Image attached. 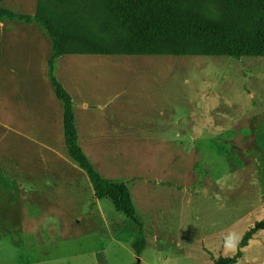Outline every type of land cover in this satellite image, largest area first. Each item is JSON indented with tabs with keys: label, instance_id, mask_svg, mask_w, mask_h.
Wrapping results in <instances>:
<instances>
[{
	"label": "rangeland",
	"instance_id": "rangeland-1",
	"mask_svg": "<svg viewBox=\"0 0 264 264\" xmlns=\"http://www.w3.org/2000/svg\"><path fill=\"white\" fill-rule=\"evenodd\" d=\"M224 0H186L222 15ZM56 0H4L34 15ZM92 30L122 26L82 0ZM52 39L39 23L0 20V264H214L264 221V57L67 54L79 144L103 177L124 183L139 226L98 199L66 151L49 81ZM190 137V140L187 139ZM235 264H264V230ZM139 258V262L137 261Z\"/></svg>",
	"mask_w": 264,
	"mask_h": 264
},
{
	"label": "trees",
	"instance_id": "trees-1",
	"mask_svg": "<svg viewBox=\"0 0 264 264\" xmlns=\"http://www.w3.org/2000/svg\"><path fill=\"white\" fill-rule=\"evenodd\" d=\"M0 20L37 22L52 39L48 59L49 81L62 105L64 142L68 156L88 175L98 199L107 198L116 211L134 219L135 209L124 183L113 182L95 169L83 152L75 127L69 93L55 75L56 61L67 54L213 56L240 59L264 57V0H224L222 15L203 14L187 8L186 0H97L101 9L122 26V37L113 43L95 33L80 8L82 0H56L60 7L39 5L34 15H18L2 6ZM131 248L140 256L147 246L142 225ZM260 230L258 221L231 257L214 264H235L242 248Z\"/></svg>",
	"mask_w": 264,
	"mask_h": 264
},
{
	"label": "crops",
	"instance_id": "crops-1",
	"mask_svg": "<svg viewBox=\"0 0 264 264\" xmlns=\"http://www.w3.org/2000/svg\"><path fill=\"white\" fill-rule=\"evenodd\" d=\"M187 139H188V140H190V137H189V136H187Z\"/></svg>",
	"mask_w": 264,
	"mask_h": 264
},
{
	"label": "water",
	"instance_id": "water-1",
	"mask_svg": "<svg viewBox=\"0 0 264 264\" xmlns=\"http://www.w3.org/2000/svg\"><path fill=\"white\" fill-rule=\"evenodd\" d=\"M137 259H138L137 261L139 262V258H137Z\"/></svg>",
	"mask_w": 264,
	"mask_h": 264
}]
</instances>
